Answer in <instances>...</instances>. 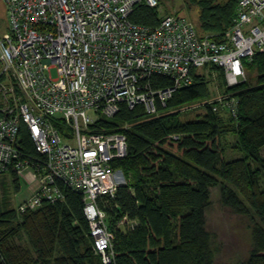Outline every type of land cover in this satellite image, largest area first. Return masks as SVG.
<instances>
[{"label":"built area","instance_id":"2783aa9c","mask_svg":"<svg viewBox=\"0 0 264 264\" xmlns=\"http://www.w3.org/2000/svg\"><path fill=\"white\" fill-rule=\"evenodd\" d=\"M2 1L8 30L0 36V198L4 182L35 183L15 207L21 214L64 202L61 186L81 194L93 253L112 264L114 233L98 200L126 186L112 163L127 156L128 141L94 125L123 106L157 115L158 105L194 84L192 70L215 66L230 88L245 82L244 61L264 54V0H237L233 26L209 36L177 14L153 27L131 20L141 4L160 9L167 0ZM155 76L172 84L154 89ZM230 100L223 105L235 117L238 102ZM22 126L36 158L21 148Z\"/></svg>","mask_w":264,"mask_h":264},{"label":"trees","instance_id":"16d2710c","mask_svg":"<svg viewBox=\"0 0 264 264\" xmlns=\"http://www.w3.org/2000/svg\"><path fill=\"white\" fill-rule=\"evenodd\" d=\"M191 1L199 6L204 32L222 35L233 26L237 0ZM130 18L148 27L162 19L159 9L143 4ZM244 63L246 70L256 72V83L246 79L228 89L238 102L235 117L208 107L201 120L180 119L174 111L209 95L201 73L192 70L194 84L174 92L166 107L158 105L157 115L147 114L141 106L134 110L123 106L112 120L102 119L94 125L98 132L125 134L128 141L127 156L112 164L129 181L117 189L115 198L98 200L114 233L112 264H214L202 215L210 188L219 184L226 201L236 209L248 206L261 220L263 225L254 229L255 248L246 264H264V54L257 53L252 63ZM209 69L224 77L223 70ZM151 83L154 89L172 84L169 78L159 76ZM125 124L130 129H123ZM20 135L21 148L36 158L38 153L25 126ZM229 135L237 136L236 142L227 144ZM227 150H237L243 157L227 161ZM9 186L15 195L21 190L18 183ZM61 188L64 202L21 214L3 194L0 264H103L93 253L81 194ZM125 219L136 225L120 226Z\"/></svg>","mask_w":264,"mask_h":264},{"label":"rangeland","instance_id":"374dc122","mask_svg":"<svg viewBox=\"0 0 264 264\" xmlns=\"http://www.w3.org/2000/svg\"><path fill=\"white\" fill-rule=\"evenodd\" d=\"M215 1L216 3H224L228 0ZM161 5L159 9L160 17L177 14L190 20L203 36L215 35L202 30L199 20V6L198 4H193L191 0H167L163 1ZM7 30V13L3 1L0 0V36ZM248 63L250 64L252 61H248ZM199 72L207 83L208 97L201 101L186 104L174 112L177 113L183 122L201 120V118L205 117L208 107L213 108L216 113H227L230 116L228 109L224 107L223 103L230 102L233 96L232 93L228 92L230 87H228L221 72L210 70L209 68L199 69ZM53 77H57L55 70L53 71ZM255 77L256 72L248 69V83L255 84ZM123 129H130V126L125 124ZM236 139L237 136L229 135L227 144L236 142ZM261 156L264 157V151L261 152ZM242 157L243 154L237 150H227L225 155L227 161H235ZM121 180L129 181L124 174H122ZM3 192L11 207H17L30 196L29 187L23 181H21V190L16 195L10 188L8 181L3 187ZM209 193L210 200L202 216L205 231L210 235V247L214 253V264H246L255 248L254 229L257 225H263L261 220L255 217V213L248 206H239L236 209L228 200L226 201L222 185L219 184L210 188Z\"/></svg>","mask_w":264,"mask_h":264},{"label":"crops","instance_id":"0c3cea01","mask_svg":"<svg viewBox=\"0 0 264 264\" xmlns=\"http://www.w3.org/2000/svg\"><path fill=\"white\" fill-rule=\"evenodd\" d=\"M35 187H36L35 183H30V185H29L30 195L32 194Z\"/></svg>","mask_w":264,"mask_h":264}]
</instances>
